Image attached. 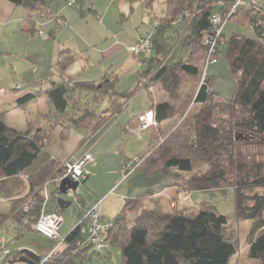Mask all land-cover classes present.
<instances>
[{
	"label": "trees",
	"instance_id": "1",
	"mask_svg": "<svg viewBox=\"0 0 264 264\" xmlns=\"http://www.w3.org/2000/svg\"><path fill=\"white\" fill-rule=\"evenodd\" d=\"M7 1L26 9V22L33 24L38 8L51 6L56 0ZM63 1L68 4L70 0ZM159 1L129 0L130 13L137 3L153 10ZM237 1L164 0V16L151 37V48L146 54L133 53L148 65L140 78L145 81L151 103L154 100L150 89L155 86L169 101L150 109L156 125L148 128L147 150L131 159L120 149L118 158L124 176L132 167V173L162 176L163 184L155 192L137 193L124 201L121 212L111 220L113 227L108 233L106 252L99 254L81 248L86 234L83 217L90 209L81 211V196L75 192L76 226L58 248L45 258L29 250L14 251L5 257L4 264H83L88 256L107 254L111 245L120 249L121 264H231L239 250V230L230 228L227 218L215 207L202 205L192 211L174 199L170 210H165L163 196L172 188L187 194L233 188L237 223L253 222L249 258L264 264V15L247 5L233 9ZM76 6L82 18L97 14L86 5V0H77L73 7ZM181 15L182 24L187 26L183 43L189 50L188 57L170 64L147 57L150 50L160 53L166 48V32ZM215 15L226 24L249 26L256 38L240 34L226 38L222 33L208 60L210 48L205 41L215 33ZM221 56L235 87L228 100L219 98L214 90L215 76L206 72L207 66ZM73 62V52L63 49L57 67L65 71ZM118 82L119 77L114 74L100 81H62L47 90L22 96L14 109L36 103L43 95L51 105L50 116L40 114L29 120L25 131L10 127L6 113H0V201H11L21 229L35 231L34 226L43 214L62 211L55 200L61 197L58 180L64 174L65 164L56 162L46 150L53 131L60 127V139L66 141L73 130L92 122L95 130L99 129L107 117H97L96 108L105 98L111 114L121 115L128 97L127 93L117 91ZM137 121L140 117L133 118L123 129L136 128ZM166 122L174 127L165 128ZM49 182L56 187L49 198L55 205L43 211V186ZM142 200H149L153 208L143 209L128 226L129 213ZM139 234L144 236L143 245L134 241Z\"/></svg>",
	"mask_w": 264,
	"mask_h": 264
},
{
	"label": "crops",
	"instance_id": "2",
	"mask_svg": "<svg viewBox=\"0 0 264 264\" xmlns=\"http://www.w3.org/2000/svg\"><path fill=\"white\" fill-rule=\"evenodd\" d=\"M98 2H100V5L97 4ZM86 5L93 7L97 11V14H91L82 18L77 13V10L76 12L71 11L69 9L70 6L65 1L61 4V2L59 3L56 0L51 6H40L35 13V23L30 24L25 19L28 14L26 9L15 6L7 0H0V113H6L5 120L10 127L18 131H25L29 120L33 119L31 116H26L27 110H29V106L32 104L23 109H14L16 102L22 96L39 90H47L53 83H60L62 81H100L106 75L114 74L119 77L117 87L124 85L123 91L119 93H127L128 97L123 108V112L126 109L128 113L119 117L118 123H116L117 125L122 123L120 127L121 134L129 136L137 142H141L143 140V134L147 132L150 142L148 128L156 125L153 112L150 109L153 105L160 102H167L169 99L168 97L166 99L161 93L157 97L155 94V86L150 89L154 100L151 103L149 93L144 87L145 81H142L140 78V73H144L148 65L146 63L144 64L142 59L137 58L131 52V49L140 38L145 36L144 34L147 35L151 31L154 20L163 18L165 12L164 1L159 8L155 5L153 10L147 9L142 3H137L133 13H130L129 0H86ZM138 5L145 10L143 16L147 20L151 18V15L147 14L148 11L156 14L157 18L151 20V28L149 27L148 33L142 34V26L139 22L135 23L133 21L139 10L137 9L139 8L137 7ZM243 5L254 7L264 15V0H244ZM115 17L116 24H112ZM129 24L131 29H125ZM228 24L231 23H227L223 30L226 38L229 37L225 34V29L228 27ZM186 28L187 26L185 24L173 25L170 28L179 38L178 45L184 42ZM232 31L231 35L238 34L235 29ZM39 32H43L44 37H41ZM167 32L165 36L169 38V41L166 47H169L171 46L170 41L172 39ZM63 49H69L74 54L73 64L65 71H61L57 67L59 54ZM175 51L176 49L174 51L172 50L171 55ZM150 56L149 54L147 57ZM218 95L223 100L230 99L220 94ZM43 97L46 98L43 95L39 100ZM43 102L50 114L51 105L49 101L46 98ZM31 110H33L30 111L32 112V116L42 113L38 107ZM147 114L151 116V122L147 129L137 133L140 126L139 121H137L136 128L128 131L123 129L133 118H141ZM12 116H20V119L16 120ZM112 116H115L114 118L112 117L115 119L117 115ZM173 125L171 122L164 123L167 129H172L174 127ZM82 128L89 130L88 136L81 135ZM82 128L73 130L72 134L81 136L83 143L86 142L85 137H89L87 139H89L90 143H87L83 148L77 147L73 150L70 149L65 155H62V148L59 147L58 151H60V155L58 151L55 152V150L48 148L49 143L47 142L46 150L48 148L47 151L52 158L62 164V166L68 162L78 163L88 155L93 157V162L86 165V171L89 174L85 184L81 185L85 188L79 194L82 200L81 211L91 209L95 205L100 204L102 216L111 220L121 212L126 199L132 198L139 191L146 192L147 190H139L129 186V188L115 196L116 198L114 200H110L114 189L116 187L117 190L120 189L129 181L128 178L123 182L126 177L121 178V171L123 172V169L118 158V151L120 149L123 150V140L117 150L119 163H116V166H111V169H108L109 167L105 165L102 159V153H99L97 160L94 158V133L98 129H94L93 122ZM91 143L92 146L90 147ZM64 151H67V149ZM106 176H109L112 182L108 183L106 188H103L101 192H98L100 188L98 185L100 183L94 182V178H105ZM55 188L53 182L44 184L43 192L46 203L44 204L43 211H48L50 207L55 205V202L57 203V200L52 202L49 199L51 192ZM166 192L164 193V197L168 198L172 204V200L177 196V190L175 189V192L170 194H166ZM184 194L190 196V201L188 199L189 202L184 201L188 202L185 203L187 205L192 200V194ZM72 198L74 200V195ZM97 199L100 200L97 201ZM179 201L184 205L182 199ZM14 213L10 200L0 201V264H4L5 257L9 253L19 250L32 251L42 258L49 257L59 246L53 244L57 240L45 238L33 230L27 231L21 229L18 226V221L14 217ZM10 233L12 236H10ZM14 239H17V241L14 242ZM144 240V236L140 234L134 238V241L139 245H143Z\"/></svg>",
	"mask_w": 264,
	"mask_h": 264
},
{
	"label": "rangeland",
	"instance_id": "3",
	"mask_svg": "<svg viewBox=\"0 0 264 264\" xmlns=\"http://www.w3.org/2000/svg\"><path fill=\"white\" fill-rule=\"evenodd\" d=\"M59 3L63 2V0H58ZM77 2V0H74ZM164 0H160L156 6L159 8L161 6V3ZM100 5V2L97 3ZM137 9L138 12L136 13L135 20H133L135 23L139 22V24L142 26V31L141 33H148L149 32V27L151 28V20L156 19V14L152 12H147V14L151 15V18L149 20L144 18L143 14L145 13V10L138 5ZM76 7H70L69 9L71 11L76 12ZM158 20V18H157ZM112 24H116V17L113 21ZM127 30L131 29L130 24L125 28ZM235 29L237 30V33L240 35H243L245 37L255 39L256 35L255 32L252 28L249 26H235L234 24H228V27L225 29V34L227 36H230L231 33L233 32L232 30ZM150 33V32H149ZM148 33V34H149ZM168 35L171 37V46L164 48V50L160 53L157 52V50H150V55L154 58H158V60L163 63H174L178 61L179 59H186L189 54V50L187 47L184 46V43H179V38L177 35H175V32H173L172 29H170L168 32ZM147 34V35H148ZM147 36L146 34H144ZM144 36V37H145ZM176 51L171 55L172 50ZM158 63L156 62V65ZM145 71V70H142ZM208 75L215 76V84H214V90L216 93L220 94L223 97L226 98H231L234 94V81L233 78L229 72V69L221 56L219 61L213 64H209L207 66L206 70ZM120 84V83H119ZM124 89V85H120L117 87V91L121 92ZM159 93L161 95H164L167 99L166 94L160 89L159 86L155 87V94L158 97ZM44 99L38 100L37 103L32 104L29 106V110H27L26 116H31V118L35 119L39 115H31L33 111L31 109H36L37 107L41 110V114L45 116H50L47 109L45 108L44 105ZM38 105V106H37ZM128 113L126 109L122 113L121 116H116L115 119H113L115 116L111 115L110 107L108 104V98H105L104 101H102L98 107L96 108V116L97 117H104L108 119L99 129L94 133V158L95 160L98 159L99 153H102V159L105 162V165L108 166V169H111V166H116V163L118 162L117 159V150L121 146V141L123 140L124 146H123V151L126 155V157H129L131 159H135L140 155L141 153L145 152L149 146V134L146 132L143 134V140L141 142L135 141L133 138L121 134L120 132V127L121 124L117 125L119 117H122L124 114ZM15 117L14 119L19 120L20 116H12ZM113 117V118H112ZM118 117V118H117ZM121 119V118H120ZM128 119V116H127ZM126 120V119H125ZM81 130V135L83 136H88L89 130L86 128H82ZM95 129V128H94ZM60 133H61V128H57L56 130L53 131L48 143L49 147L52 150H55L57 152L59 150V147H61V152L62 155H65L70 149L73 150L74 148H83L87 143H90L89 137H85L86 142H82V137L81 136H76L77 134H72L70 139L68 141H62L60 139ZM127 134V133H126ZM82 142V143H81ZM92 146V143L90 147ZM47 148V150H48ZM67 149V151H64ZM60 151H58V154ZM61 155V154H60ZM69 163V162H68ZM66 164V163H65ZM121 171V170H120ZM122 177L124 176V173L121 171ZM186 177L188 178L190 174H185ZM129 178V179H128ZM128 179L129 181L125 183L120 189L117 190V187L114 189L113 194L111 195L110 200H114L118 194H120L123 190L129 188H136L139 190H144L147 192H155L162 184H163V178L162 176H155V177H149L142 173L141 171L132 173L130 176L126 177L123 182ZM100 183L98 185L99 191L101 192L102 189L106 188V185L110 182H112L111 178L109 176H106L105 178H94V182ZM102 183V184H101ZM119 186V185H118ZM176 189V188H175ZM175 189L172 188L166 192V194H170L172 192H175ZM85 188L80 186L76 193L80 194L82 191H84ZM142 191H139L141 193ZM183 194L182 196H180ZM73 193H70L68 195L62 196V198L67 201L72 203V205L64 210L61 211V217L63 219V224L60 228L59 237L60 239L57 241H54L53 244L59 245L60 241H63L69 233L75 228V217H74V210H75V204L73 203ZM180 196V197H179ZM114 197V198H112ZM190 196L185 195L183 192H177V196H175L174 199L182 201H188ZM173 199V200H174ZM191 202L189 204H185L188 202H184V205L182 204L183 207H186L192 211H197L199 207L202 205L205 206H211L215 207L221 214H223L228 221L229 227L234 228V230H239L238 234L240 237V244H239V250L238 254L231 260V264H259L257 260H253L249 258V238H250V232L253 227V222L250 220L243 221L240 223H237L236 221V196H235V190L233 188H224V189H218V190H212V191H198L195 192L191 195ZM100 199H97L99 201ZM172 200V201H173ZM162 204L165 210H170L171 208V202L168 200V198L163 196ZM181 202V201H180ZM135 209L132 210L129 215H128V221L127 225L131 226L132 222L134 219L140 214V212L145 209V208H153L151 202L149 200H142L138 204L135 205ZM263 218H264V212H263ZM109 220V219H108ZM112 220V219H111ZM10 236L12 234L10 233ZM13 240V239H12ZM17 239H14V242H16ZM11 243V241H10ZM58 248V247H57ZM122 262V256H121V251L118 247L111 245L109 247L108 253L100 256H88L86 260H84L83 264H121ZM81 264V263H80Z\"/></svg>",
	"mask_w": 264,
	"mask_h": 264
},
{
	"label": "built area",
	"instance_id": "4",
	"mask_svg": "<svg viewBox=\"0 0 264 264\" xmlns=\"http://www.w3.org/2000/svg\"><path fill=\"white\" fill-rule=\"evenodd\" d=\"M243 3V0H238L233 9H235L238 5H243ZM74 5V0H70L68 2V6L73 7ZM226 22L227 21L222 20L218 15L212 17V23L215 27V33L211 38H207L205 41L206 45H208L210 48L208 60L217 47L218 40L223 33ZM182 23H184L183 15L179 16V18L173 23V25L178 26ZM158 25L159 20H154L152 23L151 32L147 36L142 37L138 40L136 45L131 49L132 53L140 55L146 54L149 51L152 44L151 37L155 33ZM39 35L41 37H44L43 32H39ZM150 122L151 116L149 114L142 116L140 118V126L137 133H140L141 131L147 129L150 125ZM92 161L93 157L88 155L78 163H66L64 165V174L59 178L58 183H61L64 179H69L72 182L82 185L89 174L86 171V165H88ZM134 169L135 168L129 167L128 173H126L125 177L129 176L134 171ZM75 201H77L76 198ZM77 213L78 211H76L75 215H77ZM83 219L86 220V234L81 248L91 249L92 251L99 254L105 253L108 247V233L113 227V222L102 216L100 204L95 205L93 208L87 211ZM78 223L80 224L81 221L78 220ZM62 224L63 219L61 217V214L58 212H50L41 216L39 221L35 224L34 229L38 234L42 235L45 238L58 240V232Z\"/></svg>",
	"mask_w": 264,
	"mask_h": 264
},
{
	"label": "water",
	"instance_id": "5",
	"mask_svg": "<svg viewBox=\"0 0 264 264\" xmlns=\"http://www.w3.org/2000/svg\"><path fill=\"white\" fill-rule=\"evenodd\" d=\"M79 187L80 185L78 183L72 182L69 179L62 180L59 186V192L61 197H59V199L57 200L58 206L61 210H64L71 206V203L65 201L62 196L68 195L70 193H75Z\"/></svg>",
	"mask_w": 264,
	"mask_h": 264
}]
</instances>
